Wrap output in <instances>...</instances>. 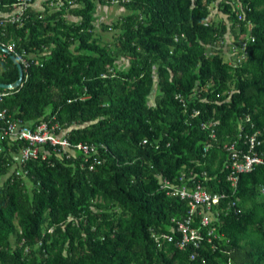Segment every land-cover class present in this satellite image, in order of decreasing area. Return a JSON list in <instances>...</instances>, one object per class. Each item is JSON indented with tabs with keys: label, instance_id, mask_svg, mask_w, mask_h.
<instances>
[{
	"label": "trees",
	"instance_id": "16d2710c",
	"mask_svg": "<svg viewBox=\"0 0 264 264\" xmlns=\"http://www.w3.org/2000/svg\"><path fill=\"white\" fill-rule=\"evenodd\" d=\"M17 3L0 47L27 66L0 111L94 150L20 164L26 143L0 138V264H264V0ZM99 7L124 9L109 41ZM17 79L0 48V84ZM256 132L263 164L228 179ZM197 187L219 199L192 210L178 192Z\"/></svg>",
	"mask_w": 264,
	"mask_h": 264
},
{
	"label": "built area",
	"instance_id": "2783aa9c",
	"mask_svg": "<svg viewBox=\"0 0 264 264\" xmlns=\"http://www.w3.org/2000/svg\"><path fill=\"white\" fill-rule=\"evenodd\" d=\"M31 0H18V3L14 5V8H19L20 13L25 10V7ZM8 22L14 23L18 22V18L10 15L7 18ZM5 23L1 21L0 24L2 25ZM8 50L10 55L16 57V59L20 62L21 66H27L25 59L22 56L17 55L15 52V45L9 44L6 47H3ZM23 68V67H22ZM3 93L0 94V102L2 101ZM0 121H5V125L2 129H0V138L7 137L10 140H14L17 142H25L26 144L20 149L19 151V162L20 164H25L28 160L36 159L39 155L40 149L46 145L52 146H60L66 152L72 149L81 150L84 152L85 155H90L94 148H90L86 145H71L67 139H61L54 135V131L57 126H53L51 128L48 127L46 123H41L35 126L34 129L32 127L24 125L21 121H10L9 119L6 120V113L5 111H0ZM259 132L253 133L250 136H245L243 138V143L248 148L246 151H236L235 146H231L229 149L233 151L232 160L233 164L231 166V174L229 175L228 179L235 181L236 176L242 173L250 172L255 165L263 164V160L260 156L256 154V149L262 146L263 141L259 138ZM241 138V137H240ZM1 153V148H0ZM179 195L181 198H190L191 199V209H195V204H203L206 203L207 207L210 202H216L219 199L218 195L210 196L204 193L200 187L194 191V193L189 194L186 193L184 189L179 190ZM206 222V221H205ZM180 230L184 233L183 243L180 244V248L183 249L186 244L195 239L194 234L190 236L186 235L187 228L181 225ZM196 246V244H194Z\"/></svg>",
	"mask_w": 264,
	"mask_h": 264
},
{
	"label": "rangeland",
	"instance_id": "374dc122",
	"mask_svg": "<svg viewBox=\"0 0 264 264\" xmlns=\"http://www.w3.org/2000/svg\"><path fill=\"white\" fill-rule=\"evenodd\" d=\"M124 9L122 8H103L99 7L97 15L99 17V20L97 24L99 25L98 28L96 29V32L102 35V40L103 41H109L111 39V36L114 35V33L109 31L110 35L107 38V36L101 31L100 29V24L101 23H109V21H115L118 17L119 14H123ZM2 57V56H1Z\"/></svg>",
	"mask_w": 264,
	"mask_h": 264
},
{
	"label": "water",
	"instance_id": "95a60500",
	"mask_svg": "<svg viewBox=\"0 0 264 264\" xmlns=\"http://www.w3.org/2000/svg\"><path fill=\"white\" fill-rule=\"evenodd\" d=\"M7 55H9L10 60L15 64V66L17 67L18 70V79L13 83V84H0V89H4V90H15L18 87H20L22 85L23 82V76H24V72H23V68L20 64V62L16 59L15 56L10 55L8 50L5 48L0 47Z\"/></svg>",
	"mask_w": 264,
	"mask_h": 264
}]
</instances>
